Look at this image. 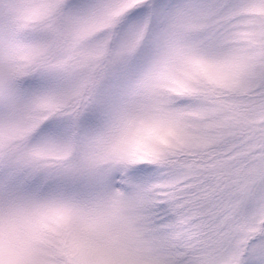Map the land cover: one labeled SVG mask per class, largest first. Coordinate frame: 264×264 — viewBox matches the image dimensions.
Here are the masks:
<instances>
[{
	"label": "snow or ice",
	"instance_id": "1",
	"mask_svg": "<svg viewBox=\"0 0 264 264\" xmlns=\"http://www.w3.org/2000/svg\"><path fill=\"white\" fill-rule=\"evenodd\" d=\"M0 264H264V0H0Z\"/></svg>",
	"mask_w": 264,
	"mask_h": 264
}]
</instances>
